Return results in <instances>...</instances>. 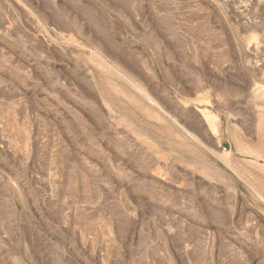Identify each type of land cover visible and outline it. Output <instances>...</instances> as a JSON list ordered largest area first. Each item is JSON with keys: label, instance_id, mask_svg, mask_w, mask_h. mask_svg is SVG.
<instances>
[{"label": "rangeland", "instance_id": "1", "mask_svg": "<svg viewBox=\"0 0 264 264\" xmlns=\"http://www.w3.org/2000/svg\"><path fill=\"white\" fill-rule=\"evenodd\" d=\"M99 1L0 0V264H264V0Z\"/></svg>", "mask_w": 264, "mask_h": 264}, {"label": "bare ground", "instance_id": "2", "mask_svg": "<svg viewBox=\"0 0 264 264\" xmlns=\"http://www.w3.org/2000/svg\"><path fill=\"white\" fill-rule=\"evenodd\" d=\"M91 1V0H90ZM110 1V0H109ZM99 2H101V0L99 1ZM105 2V1H104ZM103 3V2H102ZM106 3V2H105ZM113 3V2H112ZM106 5V4H105ZM107 6V5H106ZM109 6V5H108ZM111 6H112V4H111ZM117 6V5H116ZM113 7V6H112ZM97 8V7H96ZM117 8H119V6L117 7ZM98 9V8H97ZM112 9V8H111ZM101 11V10H100ZM119 12H120V10H119ZM144 12H145V10H144ZM147 12V11H146ZM145 12V14H147ZM127 12H125V14H126ZM128 14V13H127ZM143 16V15H142ZM146 16V15H145ZM100 17V16H99ZM131 17V16H130ZM146 17H149V16H146ZM132 18L133 17H131V20H132ZM150 18V17H149ZM149 18H147V19H149ZM115 20V19H114ZM133 20H134V18H133ZM135 20H136V17H135ZM139 20V19H138ZM151 20V19H150ZM113 21V20H112ZM149 21V20H148ZM153 21V20H152ZM152 21H151V24H153L152 23ZM115 22H116V20H115ZM133 22V21H132ZM117 23V22H116ZM115 23V24H116ZM121 23V22H120ZM135 24H137V22H134ZM114 25V24H113ZM118 25V24H117ZM153 26H154V24H153ZM156 26V25H155ZM138 27H140L139 25H138ZM157 27V26H156ZM113 28V27H112ZM114 28H115V26H114ZM113 28V29H114ZM158 28V27H157ZM156 29V28H155ZM118 30V29H117ZM157 30H159L160 31V29H157ZM156 30V31H157ZM108 32H110L109 31V29H108ZM112 32H115V30L114 31H112ZM161 32V31H160ZM158 33V32H157ZM115 34V33H114ZM116 34H117V32H116ZM119 34V33H118ZM161 36H162V34H160ZM113 36V35H112ZM94 37H96V36H94ZM98 38V37H97ZM118 44V43H117ZM104 46H105V44H104ZM93 49V48H92ZM107 49V48H106ZM110 51V50H109ZM109 51H107V52H109ZM120 51V50H119ZM111 53V52H110ZM97 55H98V57H100V59H101V61H99V62H101V63H99V65H101L102 66V68H104V71L106 70V73L107 72H109L111 75H112V77L113 78H115L116 80H117V82L119 83V85H121V87L128 93V95H131V96H133L134 97V99H136L137 101H140V107L142 108V109H144L145 111H146V109H147V111H146V113L147 114H149L148 112H150V109H148V108H150L151 107V105H153V103H154V105L156 104L155 103V101H154V99L150 96V94L143 88V83H142V78H141V80H140V77L141 76H143V73H144V75H145V72H143V67H140L136 62L137 61H139V60H137L136 62L135 61H130V60H125L124 62H125V64H126V66L127 67H124L123 65H119V64H117V63H115L114 61H111L110 59L108 60V59H106L105 57H103L101 54H99V53H96ZM112 54H113V52H112ZM129 56V55H128ZM115 57H117L116 56V54H115ZM120 59H121V57H120ZM119 59V60H120ZM123 59V58H122ZM136 59V58H135ZM122 61V60H121ZM97 64V63H96ZM97 66H98V64H97ZM100 67V66H99ZM131 69H133V70H131ZM131 70V71H130ZM146 70V69H145ZM134 72V73H133ZM109 75V74H108ZM149 75V74H148ZM140 76V77H139ZM111 77V76H110ZM144 77H146V75L144 76ZM149 78V77H148ZM114 79V80H115ZM112 80V79H111ZM110 80V81H111ZM107 82V81H106ZM109 82V81H108ZM113 83H114V81H113ZM113 83H111V84H113ZM80 84V83H79ZM114 85V84H113ZM113 85L111 86V87H113ZM116 85V84H115ZM114 85V86H115ZM117 86V85H116ZM116 86H115V88H116ZM190 86H191V84H190ZM193 86H194V84H193ZM188 87V86H187ZM185 88V87H184ZM117 89H118V86H117ZM120 89V88H119ZM118 89V90H119ZM198 89V88H197ZM117 90V91H118ZM121 90V89H120ZM128 90H129V92H128ZM125 91H123V92H125ZM194 91V90H193ZM196 91H198V90H196ZM115 92H116V90H115ZM121 91H119V94H121L120 93ZM133 92V93H132ZM185 92H187V90L186 91H184L183 93H185ZM190 92V91H189ZM204 92V91H203ZM206 93V92H205ZM220 93V92H219ZM255 93V92H254ZM253 93V89L251 90V94L252 95H254V97L256 96V94H254ZM116 94H117V92H116ZM123 94V93H122ZM121 94V96H124V95H122ZM186 94V93H185ZM188 94H190V93H188ZM211 94V93H210ZM126 95V94H125ZM128 95H126L127 97H129ZM166 95V94H165ZM220 95V94H219ZM131 96H130V98H131ZM191 96V95H190ZM132 97V98H133ZM131 98V99H132ZM256 98V97H255ZM253 99V98H252ZM258 99V98H257ZM130 100V99H129ZM133 101V100H132ZM131 101V102H132ZM136 101V102H137ZM260 101V100H259ZM263 101V100H262ZM135 102V101H134ZM151 102V103H150ZM153 102V103H152ZM187 102V101H186ZM138 103V102H137ZM151 104V105H150ZM210 104V106H213L214 107V105H215V103L214 102H211V100H210V102L208 101L207 102V104H206V107L204 108V109H202L201 110V115L200 116H202V121L201 122H199V126H201L202 125V127H203V129L205 130V132L207 131H210V132H212V134L214 135V138H215V142H216V144H217V146L220 148L219 149V151L221 150V152L225 155V157H227V156H232L233 155V153H242L244 156H250V157H248V158H250V159H247L246 158V162H247V164H248V166L249 167H251L253 170H254V172H255V174H262V173H264V162H261V160H263L264 161V157L262 156V154H260V151H259V153H258V151L257 152H255L254 150H253V148L252 149H249V147H246V150H241L240 148H242L241 146H243L244 145V143L240 146V144H241V142L239 143L238 141H236V140H234V139H231L230 140V138L229 137H227V135H225V132L223 131V129H222V127H221V123H222V119H221V116H220V113L219 112H216V111H214L213 109H210V108H208L207 106ZM108 107V106H107ZM146 108V109H145ZM216 108V107H215ZM214 108V109H215ZM249 108H250V111H251V114L253 115V117H252V121L255 123V126H257L258 128H256L257 130L258 129H260L261 130V128L262 127H264V102L261 104V103H259V102H257L256 100L254 101V99H253V101H252V103L249 105ZM149 110V111H148ZM216 110H218V108L216 109ZM219 111V110H218ZM143 112V111H142ZM151 113V112H150ZM152 113H153V111H152ZM152 113H151V115H152ZM155 113V112H154ZM156 114V113H155ZM154 114V115H155ZM112 115V114H111ZM153 115V116H154ZM147 116V115H146ZM148 116H150V114L148 115ZM156 116V115H155ZM116 117V116H115ZM152 117V116H151ZM152 118H154V117H152ZM155 118H158V117H155ZM121 120V119H120ZM199 120V119H198ZM119 121V120H118ZM198 121H196V123H197ZM197 125V124H196ZM197 127V126H196ZM197 128H199V127H197ZM200 129H201V127H200ZM135 130V129H134ZM262 130H264V128L262 129ZM137 133H138V131H136ZM135 132V133H136ZM228 132V131H227ZM229 134V133H228ZM134 135V134H133ZM208 135V134H207ZM139 136V135H138ZM230 136V135H229ZM134 137L136 138L137 137V135L135 134L134 135ZM142 137H144V136H142ZM138 138V137H137ZM147 138V137H146ZM224 138H227L228 139V141H229V144H230V147L229 148H226L224 145H223V140H224ZM144 139H145V137H144ZM147 142V141H146ZM259 145V144H258ZM256 146V145H255ZM259 147V146H258ZM247 149H249V150H247ZM259 150V149H258ZM263 153V152H262ZM217 154V153H216ZM227 155V156H226ZM230 158V157H229ZM212 171V170H211ZM210 173V172H209ZM258 177V176H257ZM261 179V178H260ZM259 180V179H258ZM263 181V180H262Z\"/></svg>", "mask_w": 264, "mask_h": 264}]
</instances>
